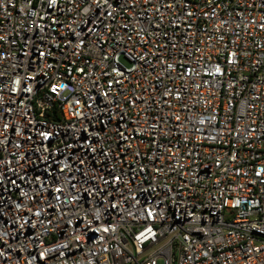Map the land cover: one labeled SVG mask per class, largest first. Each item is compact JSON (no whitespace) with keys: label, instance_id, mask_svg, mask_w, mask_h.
<instances>
[{"label":"built area","instance_id":"obj_1","mask_svg":"<svg viewBox=\"0 0 264 264\" xmlns=\"http://www.w3.org/2000/svg\"><path fill=\"white\" fill-rule=\"evenodd\" d=\"M0 264H264V0H0Z\"/></svg>","mask_w":264,"mask_h":264}]
</instances>
